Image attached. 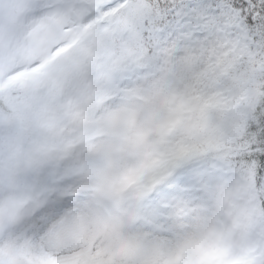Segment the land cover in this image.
<instances>
[{"label": "snow or ice", "instance_id": "1", "mask_svg": "<svg viewBox=\"0 0 264 264\" xmlns=\"http://www.w3.org/2000/svg\"><path fill=\"white\" fill-rule=\"evenodd\" d=\"M51 9L71 17L61 44L78 25L77 71L16 264H264V0Z\"/></svg>", "mask_w": 264, "mask_h": 264}, {"label": "rangeland", "instance_id": "2", "mask_svg": "<svg viewBox=\"0 0 264 264\" xmlns=\"http://www.w3.org/2000/svg\"><path fill=\"white\" fill-rule=\"evenodd\" d=\"M49 3L50 0H0V91L42 72L48 62L70 46L69 42H57L56 38L66 35L63 25L70 23L71 17L61 9L40 11ZM4 16L13 19L6 23ZM77 27L73 24L71 30ZM38 199L39 205H31V198L18 203L20 217L13 225L0 223V252L8 257L9 264H16L17 259L29 255V249L40 243L31 235L14 230L15 225L41 206L43 195L39 194Z\"/></svg>", "mask_w": 264, "mask_h": 264}, {"label": "trees", "instance_id": "3", "mask_svg": "<svg viewBox=\"0 0 264 264\" xmlns=\"http://www.w3.org/2000/svg\"><path fill=\"white\" fill-rule=\"evenodd\" d=\"M50 2L52 3L54 0H50ZM77 36L79 40L80 36ZM81 51L82 48L76 49L77 53ZM57 65L59 69L55 70V75L51 72L49 76H35L30 82L20 85L12 92L0 94V126L17 132L20 123L18 117L21 118V124L29 128L38 124L57 121L58 113L53 100L61 93L65 81L75 79L77 60L67 51L62 55V59ZM44 84H48V89L39 90V87ZM15 142L16 136L14 135L8 139L7 144ZM41 147L36 144V148ZM24 154L26 159H30L26 151ZM5 162L6 164L0 167V178L8 176L7 190H14L17 186H25V180L21 178L20 174L21 166L16 164V156H12L10 162Z\"/></svg>", "mask_w": 264, "mask_h": 264}]
</instances>
